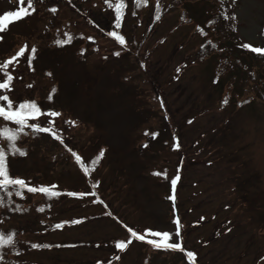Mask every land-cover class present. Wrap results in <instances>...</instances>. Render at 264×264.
<instances>
[{
	"label": "rangeland",
	"instance_id": "rangeland-1",
	"mask_svg": "<svg viewBox=\"0 0 264 264\" xmlns=\"http://www.w3.org/2000/svg\"><path fill=\"white\" fill-rule=\"evenodd\" d=\"M102 2L33 0L30 15L0 32V63L28 49L9 66L11 90L0 95L8 96L14 110L34 99L45 115L37 113L38 119L27 122L51 129L24 137L26 155L10 160L13 173L32 188L57 193L51 200L42 192L27 193L22 204H38H31L30 216L18 219L20 227L36 220L27 235L32 242H75L26 250L23 264H191L189 252L195 264H264V64H252L231 40L225 43L224 61L214 55L189 62L200 41L193 26L181 25L174 14L153 23L156 12L131 10L127 0L121 45L107 36L110 25L116 29L115 8ZM193 6L200 5L189 3L186 14L203 21L204 12L191 14ZM227 6L239 23L237 42L262 46L264 0H236L234 7L227 1ZM17 8L16 0H0V14ZM100 22L105 23L102 31ZM80 34V43L93 47L77 55L76 73L68 77L69 66L61 67L50 53L56 41ZM162 36L165 40L157 43ZM140 38L144 42L136 48ZM116 47L119 55L113 53ZM237 56L255 72L256 86L249 68L230 59ZM183 60L187 66L173 79L174 65ZM80 67L97 79L76 88L73 97L71 82L82 79ZM145 79L147 86L141 84ZM152 88L158 89L160 105ZM147 107L152 123L140 112ZM3 124L0 118V128ZM148 124L160 128L164 138H147L141 129ZM16 220L0 216V228ZM57 221L62 227H49ZM129 230L169 233L168 242L180 243L183 251L157 249ZM129 240L125 250L116 247Z\"/></svg>",
	"mask_w": 264,
	"mask_h": 264
},
{
	"label": "trees",
	"instance_id": "trees-1",
	"mask_svg": "<svg viewBox=\"0 0 264 264\" xmlns=\"http://www.w3.org/2000/svg\"><path fill=\"white\" fill-rule=\"evenodd\" d=\"M199 3V8L197 9L196 7L193 6L191 9V14L194 12H204L205 13V18L203 21L199 20H194V18L189 17L187 13V8L185 7L189 3L196 2ZM227 0H148L146 6L142 7H137L136 6V0H127L128 6H132L131 10H151L154 11L155 16L153 17V23H161L164 20V17H171L176 15L178 17V23L180 22L181 25L187 23L189 25L193 26V34L194 37L199 38V43L197 44L198 48L196 52L191 54V56L188 58V60H196L199 62L204 61L203 56H219L220 61H224V58L226 56V48L227 46L225 43L229 40L231 41H236V44H239V49L242 50L241 52L245 58L251 59L252 64L254 65H261L264 64V54H258L255 53L248 48H244L243 45H248L249 43L245 44L243 42H237V35L235 31L237 30L238 27V22L236 20V16L234 12L232 11V14H229L225 11V4L224 2ZM113 4L117 2V0H111ZM93 3V2H92ZM123 3L126 5V0H123ZM103 5H108L105 0L102 2ZM181 4L182 8H179ZM109 6V5H108ZM114 8V7H111ZM126 8V7H125ZM157 15L159 16V19H157ZM111 24L113 21H111ZM117 24V21L115 22ZM121 23L122 20L120 19L119 27H115V30H111V25H110V33H116L120 37L123 38V36L120 34V29H121ZM178 23H174L173 26L178 27ZM103 24L104 22L97 23V27L100 31L103 30ZM107 26V23H106ZM263 35H264V24H263ZM154 29H151L149 31L152 32ZM202 30V31H201ZM110 33H107V36L110 37L111 40L113 41H118L113 35H110ZM148 33V34H149ZM71 37L70 40V45L65 47L63 50L59 49H53L50 53V56L55 58L57 63L61 67H66L69 66L71 71H69V75L73 76L76 73V64H77V55H84L86 54L88 48L90 49L92 46H83L80 42L83 41L81 39V34L77 36L76 38L72 39ZM145 38H140V41L138 44L135 45L136 48H138L141 45V42H144ZM165 40V37L162 36L158 39L157 43H162ZM182 45V43H180ZM178 44V47L180 46ZM250 46L254 47L253 45L249 44ZM62 46V45H61ZM196 46V47H197ZM256 48V47H255ZM264 49V45L260 48ZM108 50L111 51V48L109 47ZM107 50V51H108ZM117 47L115 50H113V53H118ZM247 55V56H246ZM68 56V57H66ZM59 57H65L63 60L58 61L57 59ZM233 62H237L238 64H242L246 68L247 66L246 63L240 62V57L237 56L235 58H230ZM230 60V62H231ZM182 62V61H181ZM174 69L176 70L178 68V65H174ZM224 67L223 65L219 66V68ZM205 69V68H204ZM249 74L253 77V82L254 86H256L255 82V72L251 71L250 68L248 70ZM80 73L82 74V79L81 80H74L71 82V89L70 93L74 97L75 94V89L80 88L81 86H86L88 85V82L90 84H93L94 81L97 79L96 75H91L89 71L84 69L83 67H80ZM122 74H129V72H124ZM121 74L116 75L115 78L119 77ZM89 79L87 80V78ZM106 78V77H104ZM107 79V78H106ZM175 79V77L173 78ZM141 84H148V79H145V81H141ZM132 84H130V88H132ZM147 86V85H146ZM136 94H142L141 90H138ZM29 102H34L36 105L37 103L35 102L34 99L30 100ZM14 110V109H13ZM144 114L148 115L152 119V112H150L149 108H142L140 109V112H143ZM1 121L4 122L3 128L0 131H3L4 129H8L9 131H15L18 134V139L15 141L17 142L22 136V134L27 133V129H23V131H19V126L16 125L14 122L11 121H6L3 118H1ZM151 123V121H150ZM27 125H29L27 123ZM1 140H5L6 144L8 143L7 140L4 137H1ZM8 155H15L9 153ZM8 165V172L10 177H13V175L10 173V166L9 162H7ZM20 187L18 185H13V186H7L5 188H0V216L5 219L7 222H9L12 218L17 219L16 222L17 224H7L6 228L1 229L0 228V233L3 234H14L13 235V242L0 247V264H23L24 260L22 256H24V252L26 250H31V249H50L52 247H59L63 246V242H50V241H40V242H32L31 239L27 238L28 233L32 234L34 231V228L36 227L37 223L35 222L36 220L28 219V226L25 228V226L20 227L21 223L19 222V218H25L30 216L34 210H32V205L34 203L26 204L23 205V199L21 196L18 194L20 192ZM46 195V194H45ZM32 204V205H31ZM35 204H38L35 203ZM41 223V222H40ZM52 228L53 226H49ZM48 245L49 247H37V248H32V245Z\"/></svg>",
	"mask_w": 264,
	"mask_h": 264
},
{
	"label": "snow or ice",
	"instance_id": "snow-or-ice-1",
	"mask_svg": "<svg viewBox=\"0 0 264 264\" xmlns=\"http://www.w3.org/2000/svg\"><path fill=\"white\" fill-rule=\"evenodd\" d=\"M18 4L17 10L9 11L3 14H0V32H3L7 29V26L11 23H15L16 21L23 19L25 16L30 15L32 11H34L33 7V0H16ZM105 2L109 5V7H114L116 11V18H117V24L116 27H119V21L122 18L123 9L126 7V5L123 3V0H117L115 4L111 2V0H105ZM148 0H136V6L142 7L147 5ZM55 11V9H52ZM159 19V16L156 17ZM202 31V30H201ZM67 35V34H65ZM110 35H113L118 42L123 45L125 44V41L122 37H120L116 33H110ZM2 38V37H0ZM71 40V37H68L66 40H58L56 43L58 45H63L66 43H69ZM243 47L248 48L249 50L258 53V54H264V49L254 48L250 45H243ZM28 51L27 46L21 48L16 56L10 58L8 61H5L3 63H0V73L4 75V80L0 81V90H11V82L14 79V77L8 72L9 66L14 65L15 63H18L19 58L24 55V53ZM35 48L31 49L32 54H35ZM116 55H119V53H116ZM29 58V63H30ZM0 101H7V106H0V118H3L6 121H12L16 125L19 126V131H23L25 126L32 127L34 131H41V132H51L50 128H41L37 125H27L28 119H38V116L36 115L39 113L40 115H45V113L40 112V109L34 102H25L19 104V106L13 110L12 102L9 100L7 95H0ZM227 101H225L226 103ZM48 115L51 116H58L59 113H48ZM0 137H4L7 140V152L5 148H0V188H5L7 186H13L18 185L20 188L27 187L24 180L19 178H11L8 172V165H7V155L10 152L11 154H19L21 156L26 155L25 152L21 151L20 149L15 147V141L19 138L17 132L15 131H9L8 129H4L3 131H0ZM103 156V152L100 153V157ZM76 159L79 161L80 157H76ZM88 169L85 168V172H87ZM173 187L176 184V180L174 179L172 181ZM29 191H42L46 194H49L50 196H55L57 193L52 192L50 189H32L29 188ZM19 194V193H18ZM69 195H75L70 193ZM83 195V194H81ZM174 198V197H173ZM42 211V209H41ZM78 221H74L76 223ZM177 224V237L179 236V220L177 219L175 221ZM57 228L62 227V225H56ZM131 232V236L134 238H137L142 241H146L147 243L151 244L153 247L157 249H163V250H172V251H183L182 245L180 243H169L168 241L171 239V234L169 233H160V232H151L150 230L147 231L144 234H137L136 232L129 230ZM13 235L14 234H3L0 233V247L8 245L13 242ZM152 235L155 237H158V240H147V236ZM131 243V240L127 242H118L116 247L120 250H125L128 246V244ZM32 247H49L48 245H32ZM187 256L191 260V264H195L194 260V254L189 252L187 253Z\"/></svg>",
	"mask_w": 264,
	"mask_h": 264
}]
</instances>
